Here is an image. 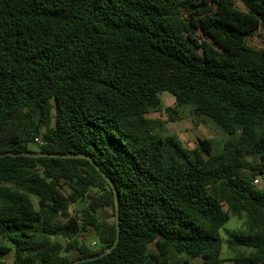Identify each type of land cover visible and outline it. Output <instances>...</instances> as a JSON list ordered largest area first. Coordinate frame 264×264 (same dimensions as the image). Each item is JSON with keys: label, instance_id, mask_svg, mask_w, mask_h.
Segmentation results:
<instances>
[{"label": "trees", "instance_id": "1", "mask_svg": "<svg viewBox=\"0 0 264 264\" xmlns=\"http://www.w3.org/2000/svg\"><path fill=\"white\" fill-rule=\"evenodd\" d=\"M239 1L0 0V264H264V0ZM164 92L222 153L162 131Z\"/></svg>", "mask_w": 264, "mask_h": 264}, {"label": "rangeland", "instance_id": "2", "mask_svg": "<svg viewBox=\"0 0 264 264\" xmlns=\"http://www.w3.org/2000/svg\"><path fill=\"white\" fill-rule=\"evenodd\" d=\"M237 5L243 8L242 3L236 0ZM204 39V35H200ZM248 43L257 49L264 48V28H261L257 35L248 40ZM162 104L159 107L150 109L149 116L158 119L162 126V131L167 134L178 135L186 146L194 148L199 145L200 141L204 138H209L214 141L213 154L217 155L223 152L224 143L229 137L220 130L214 123L210 122L205 117H199L194 114L193 109L189 106L177 107L178 114H171L168 112V108L176 107V98L169 92L161 94ZM258 187L264 189V180L261 179ZM34 202L38 205V198L33 197ZM86 203L81 202L79 204H73L71 212L73 215L76 214L77 210L85 207ZM114 211L112 208L102 213V217H108L109 221L114 222L113 217ZM245 219H239L235 216H231L230 220L225 224L222 229V235L226 241L227 232L238 230L244 224ZM87 245L92 249L96 250L99 248L98 245V234L91 228L84 231L81 238ZM97 243V245L95 244ZM154 249V246L151 247ZM233 257V253L227 248V244H224L222 258L225 260L223 264H234L230 259ZM14 259V255H9L5 258L6 264H10ZM198 262V260H196Z\"/></svg>", "mask_w": 264, "mask_h": 264}, {"label": "water", "instance_id": "3", "mask_svg": "<svg viewBox=\"0 0 264 264\" xmlns=\"http://www.w3.org/2000/svg\"><path fill=\"white\" fill-rule=\"evenodd\" d=\"M5 155H11V154H0V157H3ZM49 156H52V157H55V158H59V157H62V158H88V159H92L91 156H87V155H58V154H54V155H49ZM107 180L109 181V183L112 185V187L114 189H116V185L114 184V182L112 181L111 178L107 177ZM117 198V196H116ZM120 221H119V212L117 211V230H118V233H117V239L114 243V245L109 248L106 252V254L112 252V250L114 248H116V246L118 245L119 241H120ZM78 262H74V263H71V264H76Z\"/></svg>", "mask_w": 264, "mask_h": 264}, {"label": "built area", "instance_id": "4", "mask_svg": "<svg viewBox=\"0 0 264 264\" xmlns=\"http://www.w3.org/2000/svg\"><path fill=\"white\" fill-rule=\"evenodd\" d=\"M260 180H261V178H257L256 180H255V183L258 185L259 183H260ZM96 244V243H95Z\"/></svg>", "mask_w": 264, "mask_h": 264}]
</instances>
